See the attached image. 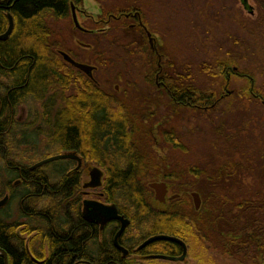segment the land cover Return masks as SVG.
I'll return each mask as SVG.
<instances>
[{
  "label": "trees",
  "instance_id": "16d2710c",
  "mask_svg": "<svg viewBox=\"0 0 264 264\" xmlns=\"http://www.w3.org/2000/svg\"><path fill=\"white\" fill-rule=\"evenodd\" d=\"M80 1L0 0V34L8 28V14L15 22L10 37L0 40V200L9 195L7 203L0 207V249L8 254L9 264H76L80 258L96 263L102 249L103 256L106 254L116 262L122 261L112 238L106 236L103 244L98 243L97 227L80 216V174L70 172L73 161H54L61 167L56 170L60 173L57 178L46 171L49 163L31 168L42 159L68 151L80 152L108 171L109 188L121 196L118 201L111 196L109 201H117L121 211L132 220L127 233L136 232L137 244L157 233L210 229L219 232L220 244L229 247L231 253L251 255V264H264V188L255 192L252 185L247 194H237V186L233 190L212 189L209 202L204 198L201 214L207 216L201 220L195 208H187V204H177L170 212L151 209L146 200L151 189L142 181L143 172L150 167L134 138L137 125L131 111L125 104L116 107V102L103 98V89H99L93 79L81 77L79 73L75 76L74 69L60 55L66 47L56 37L63 35L56 33L51 23L73 22L71 4L78 5ZM258 2L261 16L255 25L264 33V0ZM74 29L77 31L76 27ZM121 30L117 28V31ZM82 34L94 37L92 41L99 38L98 35ZM143 38L137 36L141 42L138 47L148 53L149 45ZM134 43L131 40L125 46ZM68 52L74 55L73 50ZM154 65L149 66L150 81L157 69ZM172 68H177L174 61ZM206 70L215 79L223 78L225 87L233 78H245L249 83L246 90L249 98L264 101V93L258 90L255 77L233 65L230 59L217 60L213 69L206 67ZM187 76L173 70L168 78L174 106L205 112L227 97L198 88ZM160 78L164 80V71ZM77 80L87 88L85 92L78 95L62 93L69 91ZM35 102L41 103V111H34ZM24 103L30 105L34 115L31 122L22 123L16 119L18 108ZM41 134L46 137V147L56 152H35L29 157L28 149L21 148L32 145L35 149L34 140L30 139ZM170 140L174 147L178 146L174 133L166 136V141ZM169 175L173 179H182L176 172ZM156 176L168 177L162 171H157ZM227 176L228 181L233 178ZM14 201L19 218L25 221L11 218L10 206ZM198 222L207 225L201 226ZM0 264H5L2 254Z\"/></svg>",
  "mask_w": 264,
  "mask_h": 264
},
{
  "label": "rangeland",
  "instance_id": "374dc122",
  "mask_svg": "<svg viewBox=\"0 0 264 264\" xmlns=\"http://www.w3.org/2000/svg\"><path fill=\"white\" fill-rule=\"evenodd\" d=\"M248 1L253 6V14L245 8L241 0H100L107 12L116 14L135 8L142 12L150 31L157 35L156 45L162 55L161 73L164 71L171 75L173 70L185 73L188 80L196 83L198 88L213 90L221 96L222 94L227 96L220 100L217 106L205 112L166 103L170 98L167 93L156 89V79L152 81L150 78L146 79L152 60L157 66L158 58L154 55L150 57L143 55L135 43L125 46L131 40L134 42L136 36L134 30L126 27L117 31L118 26L113 25L112 30L105 34L101 33L96 41H92L94 37H84L82 33L78 34V29L75 31L72 13L73 22L59 20L51 23L55 32L63 35L56 38L65 44L64 51L73 50V54L78 55L83 61L98 64L99 69L95 76L101 85L108 82L110 89L119 85L118 94L128 99L146 95L149 99L146 98L143 104L140 101L137 105L142 113L156 107L158 118L156 121L160 120L165 124L161 128L167 127L166 130L169 131L166 134L170 136L174 133L179 144L174 147L171 140L164 141L162 137L156 138L155 141L153 137L147 135V131L154 126H147L142 120V124L137 123L136 135L143 137L136 140L138 148L144 157L149 156L146 163L150 167L143 172L142 181L148 185L149 182L159 179L156 176L157 171L164 172L165 176L169 177L166 180L171 185L172 193L180 192L181 199L187 202L177 204H187V208L190 209L195 208L191 194L194 191L201 193L203 199L209 202V192L212 189L233 190L237 186V194H247L250 193L249 187L252 185L255 192L264 188V101L249 98L246 94L249 83L245 78H233L230 85L225 87L223 78L215 79L206 70V67L213 69L217 60L230 59L233 65L251 73L257 80L258 90L264 93V33L260 26L255 25L261 16L259 2ZM91 3L96 7L94 0H85L87 6L94 8ZM99 54H103L102 59ZM98 59L101 60L98 62L96 61ZM173 61L176 69L172 68ZM68 92L67 90L62 93ZM62 93L58 95L59 98ZM233 93L235 94L230 97ZM33 106L34 111H41V103L35 102ZM133 108L138 111L135 105ZM164 115L166 121L161 120L164 119ZM33 118L30 105L26 103L20 105L16 119L25 123L31 122ZM30 140H34L35 149H32V145L21 148L28 149L29 157L35 152L48 151L49 154L56 152L53 148L46 147L44 134ZM160 155L161 158L158 159ZM84 158L90 165H97L88 157ZM164 159L166 161L160 164ZM60 168L52 162L46 167V171L53 178H57L60 173L56 170ZM142 168L144 170L145 166ZM173 172L181 175L182 179H173L169 175ZM197 173V176L193 175ZM82 174L84 179H88L86 168L82 170ZM227 175H232L233 178L228 181ZM151 195L153 197V193ZM155 204L158 205L157 202ZM158 206L163 208L161 205ZM195 212L201 214L203 211L195 209ZM10 214L14 220L19 218L16 201L10 206ZM220 243L219 237V247L224 248L220 264L252 263L251 255L236 256L234 252H230L229 247ZM194 262L188 258L184 264ZM140 264L148 263L143 261Z\"/></svg>",
  "mask_w": 264,
  "mask_h": 264
},
{
  "label": "flooded vegetation",
  "instance_id": "af4514ba",
  "mask_svg": "<svg viewBox=\"0 0 264 264\" xmlns=\"http://www.w3.org/2000/svg\"><path fill=\"white\" fill-rule=\"evenodd\" d=\"M96 2H97V6H96L97 8L93 5L92 6L94 8L87 6L85 4V0H81L79 4L76 5L77 16H78V19L81 25V28H78V27L76 28L84 34H89V35L94 36V35H101V33L103 34L107 33V31H110L114 28L113 25H117L118 28L120 29H124L128 27L131 30H134V32L136 33L134 42L138 46L141 44V42L137 40V36L139 37L140 35L142 38L144 37L143 39L147 41L150 52L148 53L145 52L143 53V55L146 54L149 57L150 55H154L158 58L157 66L154 65V67H157V69L153 72L152 79H156V83H157L156 89L162 90L163 91L162 93H167L170 100L169 102H166V103L168 105H171L172 103L171 89H170V86L168 85V82H169L168 78H170V75L168 72H166L164 80L160 78V75H161L160 70L162 68V64H161L162 55L159 53L158 51L159 48L156 45L157 35L153 33L152 31H150L149 27L147 26V23L144 21L142 12L135 8V10L123 12L121 13V15H116L115 13L109 14V12H107L105 8L103 7L100 0ZM72 4H71V7H72ZM146 28L152 33V36L154 37V41H155L154 44H151ZM81 44H83V42H81ZM85 45L91 46L92 44H85ZM138 50L140 51L141 49L138 47ZM60 55L63 57V60L65 61V63L67 65H70L75 70V71L73 70V72L75 73V76L79 73L81 77L85 76V77H89L93 79L97 83L98 88L103 89V98L105 99L107 98L111 101L116 102L115 103L116 107H120L123 104H125V106L129 108V110L131 111L132 117H134L133 118L134 124L136 125L137 123L142 124L141 123V120H142L145 125L154 126L153 128L151 127L149 131H147L148 132L147 135H149V137L150 136L153 137L155 141H156V138L162 137L164 141H166V136L168 135L166 134V132H168L169 130H166L167 127L161 128V126H164L165 124H163L160 120L156 121L158 120L157 112L155 110L156 107L154 106L152 109H148L146 112H143V113L140 112L139 107L137 108V105L140 103V101H142V104H143L146 98L149 99L146 95H140V97L137 99L134 97L132 99H128V97H122L121 95L118 94L120 92L119 85H115L114 89H110V86L107 84L108 82L103 85L100 84L99 79L95 76V73L99 69L97 63L95 62L88 63V62L83 61V59H80L78 55L69 54L75 61L79 63L87 64L93 67L92 76H90L85 71L75 67L72 63L67 61L62 54ZM102 55L103 54H99L101 59L103 58ZM101 59H98L96 61L99 62V60ZM152 63L155 64L154 60H152ZM148 76L149 74L147 73L146 79L148 78ZM86 90L87 88L83 87L82 83H79V81L77 80L70 87L69 92L71 94L74 93L75 95H78V93H81V91L85 92ZM132 104L136 106L138 110L137 112L136 110H134ZM142 104L140 105V107L142 106ZM167 108H170V107H167ZM161 120L166 121V115H164V119L162 118ZM136 134L137 133L135 132L134 134L135 139L140 140L143 138L141 136L137 137ZM63 153H66V152H63ZM67 153H75L79 156V159H69V160L73 161L70 172L71 173L77 172L80 174L81 184H80V189L78 190V202H79L78 206H79L80 216L83 218V220L86 223H90L97 227L98 243L103 244V240L105 239L106 236L108 238H112L111 241L113 243V246L116 248L117 251L120 252L121 257L123 258L121 262H116L114 259L110 258L106 254L103 256V249H102L101 256L99 257L96 263H93L92 261L86 258L85 259L80 258L77 260V262H75L76 264H140L143 261H146L148 264H181V263L184 264V261H186L188 258L193 259L195 261L194 264H220V260L222 256L221 254H224L223 253L224 248L222 249L221 247H219L220 234L216 230H209V231L195 230V231H187V232L175 231L171 233H157V234H153L147 237L144 241L137 244L136 232L132 231L130 233H127V230L131 226L132 220L125 213H123L120 207L118 206L117 201L121 199V196L118 193V191H114L112 188H109L106 182L108 171L105 169V167H102L98 163H96L97 165H92V164L90 165L88 161L84 158V155L80 152L68 151ZM160 158H161V155L160 157H158V159ZM145 159L146 160L149 159V156H145ZM165 161L166 159L162 160L160 164H163ZM94 167H99L103 172L102 183L99 186L90 185L91 169ZM166 167L168 168L167 165ZM84 168H86L88 171V174H89L88 179H84V177L82 176L83 175L82 170ZM158 178L159 179L152 181V182H166L168 185V194L166 196V201L160 202L159 200L156 199L155 190L149 186L150 184L149 182L148 187L151 189V193L146 198V200L152 210L158 211V212H161V211L170 212V211L175 210L174 208L177 205V203L179 202L187 203L185 199H181L182 195L180 192L172 193L171 185L168 180L166 181L165 177L158 176ZM167 179H169V177H167ZM152 193H153V197L151 195ZM199 194L201 196V193ZM111 196H115L117 201H109ZM173 196L174 197L176 196V197L172 198ZM87 201L97 202V203H101V204L108 205V206H116L119 214L123 215L125 218L130 220L129 225L126 227L123 234L119 238V243L126 249V252L119 249L115 245V236L121 228V225H122L121 221L107 220L103 224L102 221L97 222L94 220L87 219L84 216V214L89 211L88 209L86 210V206H85V203ZM192 201L194 203L193 197H192ZM201 201L202 203H201L200 208L199 209L195 208L197 211H203L204 209L205 201L202 196H201ZM155 202H157L158 205L163 206V208L156 205ZM206 216L207 215L205 214H199V219L201 220L202 218ZM101 218L103 220V216ZM198 223H200L201 225L203 224L202 222H198ZM160 234H165V235L174 237L177 240H156L148 244L145 247H141V245L147 239H149L152 236L160 235ZM230 256L232 255L230 254Z\"/></svg>",
  "mask_w": 264,
  "mask_h": 264
},
{
  "label": "water",
  "instance_id": "95a60500",
  "mask_svg": "<svg viewBox=\"0 0 264 264\" xmlns=\"http://www.w3.org/2000/svg\"><path fill=\"white\" fill-rule=\"evenodd\" d=\"M242 3L244 4L245 8L250 10V13L253 14L254 13V9L253 6L249 4L248 0H241ZM72 15H73V20L74 23L76 25V27L81 28L78 16H77V7L75 4H72ZM8 20H9V25L7 30L3 33L0 34V40H6L10 37L11 33L13 32L14 26H15V22H14V18L11 14H8ZM147 33H148V37L149 40L151 42V44L154 43V37L152 36V33L146 28ZM61 54L64 56V58L69 61L70 63H72L75 67L85 71L86 73H88L90 76H92V70L93 67L89 66L87 64H83V63H79L77 61H75L67 52L61 51ZM63 159H79V156L75 153H61V154H57V155H53L50 156L46 159H43L39 162H37L36 164H34L31 168L35 169L38 168L42 165L57 161V160H63ZM102 176H103V172L99 167H94L91 169V186H99L102 183ZM149 186L151 188H153L155 190L156 193V199L159 200L160 202H165L166 201V196L168 194V185L166 182H152L149 184ZM176 197V196H175ZM174 196L172 198H175ZM192 197L194 199V205L196 209H199L201 206V196L198 192L194 191L192 192ZM9 199V196H6L5 198L0 200V207L4 206L7 201ZM86 206V210L88 209L89 211L86 212L84 214V216L89 219V220H94L97 222L102 221L103 224L107 221V220H119L121 221L122 225L120 230L117 232L116 236H115V245L126 252V249L119 243V238L120 236L123 234L124 230L126 229V227L129 225L130 220L125 218L123 215H120L118 212V209L116 206H108V205H104L101 203H97V202H91V201H87L85 203ZM103 216V220L102 217ZM156 240H177L174 237L165 235V234H160V235H155L150 237L149 239H147L142 245L141 247H145L148 244L156 241ZM0 254L3 255L4 260H5V264H9V257L8 254L0 249Z\"/></svg>",
  "mask_w": 264,
  "mask_h": 264
},
{
  "label": "bare ground",
  "instance_id": "6f19581e",
  "mask_svg": "<svg viewBox=\"0 0 264 264\" xmlns=\"http://www.w3.org/2000/svg\"><path fill=\"white\" fill-rule=\"evenodd\" d=\"M48 158V157H47ZM46 159V158H45ZM43 160V159H42ZM41 161V160H40ZM7 196H9V195H7Z\"/></svg>",
  "mask_w": 264,
  "mask_h": 264
}]
</instances>
